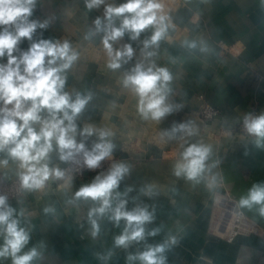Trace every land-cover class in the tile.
Instances as JSON below:
<instances>
[{
  "label": "crops",
  "instance_id": "0c3cea01",
  "mask_svg": "<svg viewBox=\"0 0 264 264\" xmlns=\"http://www.w3.org/2000/svg\"><path fill=\"white\" fill-rule=\"evenodd\" d=\"M123 2L105 0V4L113 5ZM160 2L169 16L166 37L158 47L145 49L143 41L152 34L149 28L136 40L126 33L110 42L114 50L126 44L134 50L127 63L111 70L102 43L104 34L85 38L94 30L95 19H103L105 5L88 10L85 0H36L29 19L48 21V25L37 28L31 41L22 38L14 55L19 56L41 39L67 40L79 56L65 73L64 91L73 98L77 92L92 95L76 118V139L92 148L97 136L82 137L80 130L87 126L104 128L114 133L110 139L116 147L105 169L65 180L50 178L42 189H25L19 200H7L20 227L30 236L19 254L32 248L40 252L32 264H128L130 253L144 251L146 246L163 243L169 237H175L177 243L165 253L166 264H264V216L256 208L239 205L253 184L264 183V147L257 148L256 138L236 131L243 115L252 109L264 114V0ZM192 42L196 47L189 46ZM148 52L154 55L148 56ZM141 62L146 67L154 63L167 68L172 75L167 103L174 110L159 121L142 119L138 98L121 84L123 75ZM0 63H7V56L0 58ZM205 102L217 107L219 116L202 118L199 111ZM181 123L189 124L195 134L180 131L169 138L171 129ZM191 144L211 147L206 161L211 170L199 183L173 174L180 154ZM4 160L8 163H0V177L10 178L21 171L18 162L0 152V161ZM120 162L130 166V173L117 189L121 193L132 189L121 197L127 199V209L146 206L154 211L146 233L159 229L157 235H146L144 241L133 242L127 249L114 246V238L124 229L123 221L116 226L107 216L96 218L99 233L93 237L89 211L97 205L74 198L81 186ZM63 164L54 144L49 167ZM213 176L216 182L210 187ZM149 184L153 185L152 196L141 191ZM216 196L236 202L263 227L261 235H240L227 242L213 232ZM45 208L52 211L46 213ZM3 242L0 235V246ZM0 264H12V258L0 257Z\"/></svg>",
  "mask_w": 264,
  "mask_h": 264
},
{
  "label": "clouds",
  "instance_id": "9594fccd",
  "mask_svg": "<svg viewBox=\"0 0 264 264\" xmlns=\"http://www.w3.org/2000/svg\"><path fill=\"white\" fill-rule=\"evenodd\" d=\"M36 0H0V58L7 56V63H0V152L18 162L21 187L28 190L42 189L50 178L63 179L64 171L49 167V154L55 150L61 161H69L78 154L83 155V163L88 169H96L105 159L112 157L116 145L110 137L114 133L108 129L84 127L79 135L97 136V142L89 150L83 141L77 142L76 118L92 99L91 93L77 92L73 98L64 91L67 81L66 71L78 59L79 53L71 44L41 39L32 42L27 51L14 55L22 38L32 40L37 28H46L48 21L40 23L30 20ZM105 5L103 19L97 17L95 28L86 35V39L96 33H103L102 43L109 58L107 67L120 69L133 57L134 50L126 44L122 49H113L112 43L127 33L136 40L146 29L151 28L149 39L143 41L144 48L158 47L169 29V16L163 11L160 0H124L118 5L105 4V0H85L88 10ZM117 21L119 23L117 24ZM196 47L195 42L189 44ZM148 56L154 55L148 52ZM172 75L167 68L155 64L145 66L137 63L123 75L121 84L137 98V110L144 120L159 121L174 109L167 103L171 91L169 82ZM9 105L11 107H9ZM46 112V116L42 113ZM39 125L37 129L35 125ZM245 128L249 135L256 137V147H264V114L245 118ZM186 131L195 134L189 124L174 126L169 138L176 132ZM211 147L203 144H191L180 154L174 165L173 174L188 181L199 183L211 168L206 164ZM7 164L8 161H0ZM130 173L126 163H114L102 175L81 186L76 191V200L91 201L97 206L90 209L89 220L92 224V236L99 233L96 218L107 216L116 226L124 222V229L114 238V246L127 249L133 242L144 241L147 236H155L159 229L146 233V225L154 220V211L145 207L127 209L128 188L124 193L117 191L120 182ZM216 182L211 177L209 186ZM144 195H154L153 185L141 189ZM241 208H256L264 216V183L253 184L239 201ZM47 213L52 209L45 208ZM0 257L12 258V264H32L39 258L40 252L32 248L19 253L28 243L29 233L20 227L15 218V209L8 206L7 198L0 195ZM175 237L157 245H148L144 251L130 253L128 264H166L165 253L176 244Z\"/></svg>",
  "mask_w": 264,
  "mask_h": 264
},
{
  "label": "built area",
  "instance_id": "2783aa9c",
  "mask_svg": "<svg viewBox=\"0 0 264 264\" xmlns=\"http://www.w3.org/2000/svg\"><path fill=\"white\" fill-rule=\"evenodd\" d=\"M220 110L210 103L205 102L199 111V115L204 119H213L219 116ZM260 114L254 108L250 112L243 115L239 122L236 131L243 136L254 139L256 137L249 135L247 132L244 121L245 118H253ZM83 141L86 148L91 149L90 145L84 141L77 139V142ZM111 158L105 159L101 162L100 166L96 169H88L83 163V155L78 154L69 161H64V164L59 167L64 171L65 180L71 176H82L85 173L95 172L107 168L110 165ZM25 189L21 187L18 173L10 178L0 177V195H3L7 200H19L24 193ZM215 214L212 224V230L220 235L222 238L231 241L240 235H257L263 232L261 226L254 220L249 218L246 213L238 207L236 202L226 196H216L213 200Z\"/></svg>",
  "mask_w": 264,
  "mask_h": 264
},
{
  "label": "rangeland",
  "instance_id": "374dc122",
  "mask_svg": "<svg viewBox=\"0 0 264 264\" xmlns=\"http://www.w3.org/2000/svg\"><path fill=\"white\" fill-rule=\"evenodd\" d=\"M261 228L263 229V227L261 226ZM213 231V230H212ZM214 232V231H213ZM257 235H261V234H257ZM257 235H253V236H257ZM244 236H249V235H244ZM222 238V237H221ZM222 239H224V238H222ZM225 241H227V242H232V241H234V239L233 240H231V241H228V240H226V239H224Z\"/></svg>",
  "mask_w": 264,
  "mask_h": 264
}]
</instances>
